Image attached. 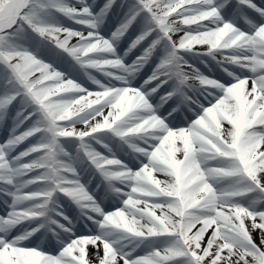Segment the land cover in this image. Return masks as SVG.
Masks as SVG:
<instances>
[{"label": "snow or ice", "instance_id": "snow-or-ice-1", "mask_svg": "<svg viewBox=\"0 0 264 264\" xmlns=\"http://www.w3.org/2000/svg\"><path fill=\"white\" fill-rule=\"evenodd\" d=\"M0 208V264H264V0H0Z\"/></svg>", "mask_w": 264, "mask_h": 264}, {"label": "rangeland", "instance_id": "rangeland-1", "mask_svg": "<svg viewBox=\"0 0 264 264\" xmlns=\"http://www.w3.org/2000/svg\"><path fill=\"white\" fill-rule=\"evenodd\" d=\"M76 75H79V74H76ZM89 86H90V85H89ZM106 203H107V202H106ZM107 206H108L109 210H111L115 205L112 204V203H108ZM0 211H3V209L0 208ZM254 235H255V234H254ZM257 242H259L258 239H257Z\"/></svg>", "mask_w": 264, "mask_h": 264}, {"label": "bare ground", "instance_id": "bare-ground-1", "mask_svg": "<svg viewBox=\"0 0 264 264\" xmlns=\"http://www.w3.org/2000/svg\"><path fill=\"white\" fill-rule=\"evenodd\" d=\"M118 12V10L117 11H115V13H117ZM116 22H117V20H116ZM109 23H111V21H109ZM115 24V22L113 21V23L111 24V25H114ZM110 26V25H109Z\"/></svg>", "mask_w": 264, "mask_h": 264}]
</instances>
